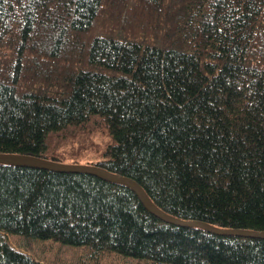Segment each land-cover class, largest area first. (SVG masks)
I'll return each mask as SVG.
<instances>
[{"label":"trees","instance_id":"trees-1","mask_svg":"<svg viewBox=\"0 0 264 264\" xmlns=\"http://www.w3.org/2000/svg\"><path fill=\"white\" fill-rule=\"evenodd\" d=\"M0 153L100 166L178 218L264 230V0H0ZM12 234L90 259L264 264V237L166 222L91 172L0 162V264H52Z\"/></svg>","mask_w":264,"mask_h":264},{"label":"water","instance_id":"water-1","mask_svg":"<svg viewBox=\"0 0 264 264\" xmlns=\"http://www.w3.org/2000/svg\"><path fill=\"white\" fill-rule=\"evenodd\" d=\"M0 162H12V163H19L25 164L35 167L41 168H49L53 170L59 171H86L94 173L104 179L121 182L128 186H130L135 193L137 194L138 198L141 200L143 205L152 213L157 215L162 220L173 223V224H180V225H198L203 227L204 229L219 234V235H239L244 237H264V230H253V229H244V228H234V227H220L217 225L209 224L203 221L197 220H184L178 218L174 215L169 214L168 212L164 211L160 207H158L146 194L143 190L141 185L137 183L134 179L114 173L109 171L105 168L95 165H88L82 163H64L58 162L51 159L42 158L39 156H30L26 154H3L0 153Z\"/></svg>","mask_w":264,"mask_h":264},{"label":"rangeland","instance_id":"rangeland-1","mask_svg":"<svg viewBox=\"0 0 264 264\" xmlns=\"http://www.w3.org/2000/svg\"><path fill=\"white\" fill-rule=\"evenodd\" d=\"M105 137L104 131L100 130L95 139L100 141ZM16 235V236H12ZM8 235L12 245L30 253L34 258L52 264H141L136 260H131L114 253H102L99 257L90 259L91 249L86 247H72L60 244L52 240L24 239L21 235Z\"/></svg>","mask_w":264,"mask_h":264}]
</instances>
